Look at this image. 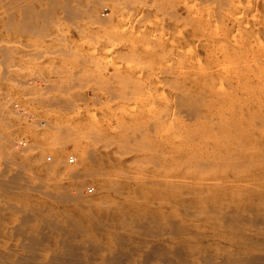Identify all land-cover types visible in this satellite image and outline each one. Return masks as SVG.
Segmentation results:
<instances>
[{
    "label": "bare ground",
    "instance_id": "6f19581e",
    "mask_svg": "<svg viewBox=\"0 0 264 264\" xmlns=\"http://www.w3.org/2000/svg\"><path fill=\"white\" fill-rule=\"evenodd\" d=\"M64 1L66 5L73 3L72 0ZM216 1L229 3V0ZM17 2L24 10L20 8L23 12L19 14L20 21L31 19L34 11H38L33 10L26 0ZM55 2L50 0V3ZM44 10H39L35 16L46 17ZM67 10L74 8L68 7ZM249 27L246 31L245 28L239 31L241 34L236 33L238 38L229 31L221 34L208 32L207 37L204 32L193 33L195 37H204L179 41L185 47L182 52L180 46L176 48L177 54L179 50L182 54L176 57L175 65L168 63L173 59L174 51L170 59L163 52L169 61L165 58L167 63L162 64V77L160 73L156 80L159 82L162 78L164 87L160 86V82L158 84L162 89L160 91L159 88L160 92L157 90L162 96V103L157 111H146L148 115L152 114V118L149 116L150 119L143 125L133 117H125L129 119L124 118L123 121L120 116L124 117L125 109L118 106L123 110V115L118 116L122 120L119 119L110 130L102 127L100 118L105 116L101 118L104 122V118L109 116L105 114V108L103 110L108 106L100 104L103 99L100 97L102 101L98 102L102 108L94 102L95 107L92 103L80 109L76 99L78 91H70L72 88L67 86L64 90L61 86L63 91L59 92V88V93L55 92L61 96L58 99L78 106L62 116L67 115L65 119L68 117L72 122L77 119V124L78 120L85 123L76 125L74 122V126L62 120L64 125H57L50 141L40 143L42 139L38 131L8 121L0 103V191L11 193L20 201V204L9 202L5 208L27 210L29 213H26L36 221L46 222L48 219L40 210L42 203L49 200L67 203L59 207L52 205L56 212L51 219L53 223L49 222L61 234L60 246L51 241L53 248L48 254L36 247L42 240L32 237V244L24 248L30 254H25L17 252L23 247H7L6 237L0 235V264H264V24L260 31L253 25V30ZM232 31L235 33V30ZM247 31L251 34L250 38L245 37ZM124 43L121 44L126 45ZM176 43L177 40L172 42L179 45ZM144 44L147 47V43ZM169 44L170 49L176 47H172L170 41ZM92 48L93 52L94 46ZM157 49L160 51L161 48ZM166 53L169 55L171 51ZM1 62H5L4 59ZM116 64L112 65L117 67ZM131 68H134L133 65L129 71ZM73 80L81 82L79 78ZM121 80L124 82V79ZM74 81L72 85L76 84ZM145 84H148L147 81ZM45 89L49 91L42 95L49 98L52 90L48 86ZM111 91L114 90L109 91L111 95L108 98L121 95ZM149 93H146L147 97ZM134 95L130 96L133 98ZM136 98L143 99V96ZM137 100L140 104L141 99ZM117 102L114 104L118 105ZM132 103L128 105V110L135 105ZM148 104L150 107L151 101ZM112 115L110 121H105L107 126ZM108 130L111 135L105 133ZM18 132L30 134L28 145H13V135L20 134ZM43 144L54 156L52 163L42 162L39 148ZM66 152L75 156L74 166L66 164ZM86 182L92 184L93 194H87L82 189Z\"/></svg>",
    "mask_w": 264,
    "mask_h": 264
},
{
    "label": "rangeland",
    "instance_id": "374dc122",
    "mask_svg": "<svg viewBox=\"0 0 264 264\" xmlns=\"http://www.w3.org/2000/svg\"><path fill=\"white\" fill-rule=\"evenodd\" d=\"M17 1L19 0H0V63H1L0 64V103H2L3 105L2 108L5 117L8 116V121L13 122L15 124L21 123L20 124L21 126L27 125L28 127L30 126V128L37 130L40 139H42L39 140L40 143H43L46 140L50 141L52 133H54V131L57 130V125L61 127L62 124L64 125L63 123L64 121L67 125H74L73 124L74 122L76 123V125L85 123L84 121L83 122L81 121L82 122L81 123L80 120H78L79 122L77 124L76 122L77 119L73 120L74 122L69 121L68 117H67L68 119L67 118L65 119L67 115L62 116V114L69 113L73 108L75 109V107L78 106L80 107V109L84 108V106H91L92 103H93L92 105L93 107H95L94 106L95 104L99 106L100 104L101 106H104L106 104L108 106V107H103V110L105 108L104 111L105 114L108 113L109 115L107 119L104 118V122L110 121V117L112 113L114 114V111H115L114 115L117 114L116 118L118 119H116L114 115H112L113 118H111V122L108 123V126H107V122L105 123L102 122L103 119L101 118L105 117L102 116L100 118V121L102 122V123L100 122V124H102V127H106L107 129L110 130L111 128H113L112 126H116L117 121L120 118H122L123 121H125L124 120L125 117H129V118L133 117V119L135 118L137 122L143 125V123L149 120L150 117L152 118V114L148 115L147 113H151L153 110L157 111V109H159V106L162 103L161 100L162 96H160L161 94H159V92L162 89L160 86L164 87L161 78L162 72L164 70L162 67L164 64H166L169 61L171 56L170 54H172L173 51H174L173 59L171 58L170 60L171 62L168 63L175 65L174 63L177 62L176 57L182 54L181 53L183 51L182 48L185 47L184 46L185 44L181 42L179 43V41H183L187 39L193 40L194 38L201 39V37H204V36H201L199 38L197 36L195 37L193 33L201 34L202 32H204V35L206 37L208 35V32L209 34H211L212 31L213 33L218 32L220 34L221 32L227 33L229 31V33L232 32L233 34H236L239 31L241 32L242 30H244V28L246 31L248 29V26H251L252 28V25L253 28L259 29L257 31H260L262 29L261 26L264 24V22L262 23V21H264V6H263L264 0H229V3L227 2V5L222 2H218L216 0H74V1L72 0L73 3H71L70 5H66L64 3L65 2L64 0H56L55 3H50V0H26V2L28 1L27 3H29V5L32 7L33 10H38L36 13L34 11L33 14L36 15L39 12V10L41 12L44 9H45L44 12L46 13V17L42 16L43 18L40 16L36 17L38 15L37 14L36 16L33 15L31 19L30 18L24 19L26 23L25 22L23 23L24 20L20 21L22 20V18L20 20L18 19L21 17V15L19 14H23L24 10L22 9L21 4H19ZM66 7L67 8L72 7L74 8V10H67ZM20 8L22 9L23 12H21ZM253 21H255L260 26H254L257 24L256 23L254 24ZM240 23L241 26H239ZM244 23H248V24L245 25ZM130 26L134 28H131ZM242 26L245 27L241 29ZM128 27H130L131 30ZM159 30L160 32H158ZM232 30H235V33ZM250 32L253 33L254 31L253 32L250 31ZM160 33H163V35ZM244 33L245 32H243V34ZM249 34L250 33L247 31L248 36L245 34V37L248 38ZM235 36L237 37V34ZM241 37L243 38V36ZM114 38H115L114 40L115 42L113 43L112 39ZM81 39L83 42L79 41ZM93 39L95 40L93 41ZM129 39L131 41H129ZM89 40L91 42H89ZM116 40L118 42H116ZM176 40L178 41L179 45L172 44V42H176ZM124 41L126 42V45H122L125 44ZM153 41L155 42L153 43ZM169 41L172 44V47L175 46L176 47L170 49L171 46L169 44ZM128 42L129 45H127ZM145 42L147 43L148 48L145 46L144 44ZM161 43H163L165 46ZM130 44L132 45V47H130ZM114 45L117 46L115 47ZM133 45L135 46L133 47ZM139 45L141 46V48ZM93 46H94V51L92 52V50L90 49ZM108 46L110 47L111 50L110 49L106 50L109 48ZM143 46H145L146 48ZM153 46H154V50L156 48H161L160 51H158L159 49L155 50L156 55H154V50L152 48ZM178 46H180L179 49L181 50V52L179 50L177 54ZM126 48L127 49L130 48V51L129 49L126 50ZM144 50L146 51L145 54H144ZM101 51H104L105 53L104 52L101 53ZM106 51L110 57H108ZM170 51L171 53H169L168 55V53L166 52H170ZM90 52H92L93 54L91 53L92 54L91 55ZM150 52L153 53L151 54ZM163 52L165 53V56H169V59L168 57L166 58L164 56ZM140 53H142V56H140ZM149 53L150 56H148ZM161 53L163 54L161 55ZM175 53L177 54L176 56ZM129 54L131 57L129 56ZM96 55L99 56L97 57ZM105 57L106 59H104ZM165 58L167 60L166 63H165L166 61ZM2 59H4L5 62L2 63L1 62ZM117 59H119L121 63L119 62V60L117 61ZM160 59H162V61ZM112 60L113 63L118 64V65L116 64L117 67L112 65L113 64ZM65 61L67 62L69 61V62L67 63ZM71 62L74 63L72 64ZM125 62L127 64H125ZM160 62H161L160 64L161 66L158 65V63ZM140 63L141 65H139ZM109 64L110 66L113 67H110ZM132 65L134 68L133 69L131 68V71H129V67H131ZM159 68L162 69L160 70ZM1 69L5 72H2ZM73 70L75 71L73 72L74 74H72ZM158 70H160V72ZM160 73H161V77H160L161 79H159L160 81L157 82L156 81L157 76H160L159 75ZM76 77L79 78L81 82L78 83L77 81L76 83V81L73 80L76 84L72 85L73 82L72 78L77 79ZM121 79H124L123 80L124 82H122ZM69 80H71L70 84H69ZM130 81L133 83L131 84ZM146 81L148 84H145ZM98 82L100 83L101 86L98 84ZM103 82L105 83L102 84ZM106 82L109 83L107 84ZM112 82L114 84H112ZM128 82L130 83L129 85ZM134 82L136 85H134ZM160 82L162 85L159 86L158 83ZM121 83L124 85H122ZM153 83H155L156 85L155 84L154 85L157 86V88L153 86L156 91L152 87ZM105 84L107 87L105 86ZM142 85H144V87ZM47 86L50 87V91L52 90V93L48 94L49 98H44V95L42 94H44L46 90L49 91V89L44 90V88H46ZM61 86H63L64 90L67 86V88L68 87L72 88V89L68 88L71 89L70 91H74V92L78 91L77 96L81 97L79 99L75 93V96L77 97L76 99L78 102L77 103L78 106L76 105L74 107L71 104H67L62 100L58 99L61 96H59V94L57 95L56 93L58 92ZM104 86L106 88L109 87L108 88L109 90L107 91V89L104 88ZM126 86H131L133 90L130 87H126ZM52 87L53 88L58 87V88L57 89L54 88L56 89L54 90ZM100 87H102V89L105 90L103 91ZM97 88H99L100 91H97L98 90ZM114 88H116V90ZM124 88L125 89L128 88V90L130 91H128L127 89L125 90ZM143 88L144 89L147 88L146 90H149V92L151 93L145 91ZM111 89L114 90L111 92L114 93L116 91L120 92L119 94H121L122 96L121 95L119 96L118 94L117 96L115 94L114 98H108L111 95V93L109 92ZM151 89H153V91ZM60 91H63V89L59 90V92ZM154 91L155 94L158 93L159 95L155 96V94H153ZM141 93L143 99L136 98V97H142L140 95ZM146 93L150 94L148 97L151 100L147 97L148 94ZM92 94L95 96L93 97ZM127 94L128 96L135 94L134 95L135 97L133 96L132 98L130 96L129 97L131 99L130 100L129 98H127L128 97ZM145 94L146 96H144ZM84 95L87 97H85ZM96 97L98 98L96 99ZM100 97L103 99L104 102L101 100ZM121 97H124V99L126 100H123V98ZM146 97L148 100L146 99L145 101ZM153 97L155 100L153 99ZM91 99H95V101ZM108 99H113V100L110 101ZM134 99H136L137 101L136 103ZM137 99L142 100L139 101L140 104L138 103ZM152 99L154 101H152ZM117 100L119 101L120 105L114 104V103L116 104L118 103ZM132 100L134 101L135 105L131 106L133 107L132 110L131 107H129L128 110L127 109L128 105L129 106L131 105ZM12 101L16 102L19 105V107L23 109V111L30 114L32 116V119L29 120L23 114L15 112L11 105ZM148 101L149 102L151 101L152 105L150 107L148 106L149 105ZM98 102L101 103L99 104ZM118 106L119 108L122 107V109H125L127 111L124 110L123 113V110L119 109ZM146 106H148L150 109ZM144 107L148 108L149 110L148 109L146 110ZM119 110L120 113L118 114ZM142 110L144 111V113ZM109 111L110 112L112 111L111 114L109 113ZM133 111L135 114L134 113L133 115L130 114V112ZM122 113L124 114V117L120 116V114L123 115ZM56 114L59 116H57ZM118 116H120V118ZM60 117L62 118L61 120L58 119ZM129 118H125V119L128 120ZM140 118L143 120H141ZM114 120L116 121L114 122ZM109 130L106 131L105 133L111 135L112 132ZM16 133L17 132H15V134ZM18 133L20 134H17L16 136L15 134L13 135L12 143L14 141L16 142L18 139H24L26 141V144L28 145L30 143V134L23 132H18ZM42 134L44 135V137ZM43 146L41 147L42 149L39 148L41 152L42 162L48 164L52 163L54 161L53 154H51V152L48 151V146L46 147V144L45 145L43 144ZM43 148H47V149H43ZM46 155H51L50 161H47L45 159ZM68 155H69L68 152H66L64 155L65 162ZM75 163L76 160L73 164L66 162V164H68L69 166H74ZM1 166L2 165L0 164V167ZM88 187H91L92 190L88 191L87 190ZM68 188H71V186L68 185ZM82 189L87 194L94 193L93 186L90 182L84 183ZM34 192L35 193L37 192L39 195H41V193L38 191H34ZM9 202L20 204V201L17 200V198L13 197L11 193L7 194L0 191V204H1L0 235L6 237L7 247H23V249L17 252L30 254V251L24 248L32 244V242L30 241L32 237H38L42 240L38 242L36 247L43 249L42 251L48 254L52 252V248H53V244L51 241L55 242L54 244H56V246L61 245L59 242L61 234L56 232V228L54 227V225L49 224V222L53 223L51 219L52 218L54 219V215L56 212L55 207L63 206L67 203L50 201V200L42 203L40 210L48 220H46V222H38L32 216H30V214H27L29 213L27 210H24L22 212V210L19 209L5 208L6 204ZM52 205H54L55 207H52ZM23 216L25 219H23ZM6 250L9 252L12 251L10 249H6Z\"/></svg>",
    "mask_w": 264,
    "mask_h": 264
},
{
    "label": "built area",
    "instance_id": "2783aa9c",
    "mask_svg": "<svg viewBox=\"0 0 264 264\" xmlns=\"http://www.w3.org/2000/svg\"><path fill=\"white\" fill-rule=\"evenodd\" d=\"M11 105H12V108H13V110H14L15 112L23 114V115L26 116L29 120L32 119V116H31L30 114L26 113L25 111H23V109H21V108L19 107V105H18L16 102L12 101V102H11ZM14 146H16V147H24V146H26V141H25L24 139H18V140L14 143ZM45 159H46L47 161H50V160H51V155H46V156H45ZM66 160H67L68 163L71 164V163H74L76 159H75V156H74L73 154H69V155L67 156ZM88 191H91V187H88Z\"/></svg>",
    "mask_w": 264,
    "mask_h": 264
}]
</instances>
